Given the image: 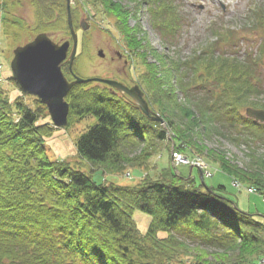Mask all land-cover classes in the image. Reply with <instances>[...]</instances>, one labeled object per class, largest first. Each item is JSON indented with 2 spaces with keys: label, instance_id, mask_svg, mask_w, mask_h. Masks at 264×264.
Masks as SVG:
<instances>
[{
  "label": "trees",
  "instance_id": "trees-1",
  "mask_svg": "<svg viewBox=\"0 0 264 264\" xmlns=\"http://www.w3.org/2000/svg\"><path fill=\"white\" fill-rule=\"evenodd\" d=\"M155 1L150 7L154 21L164 17L160 23L172 28L164 14L175 13L173 3L161 0L163 7H158ZM25 2L0 0L3 29L18 32L11 26L15 22L22 29L24 21L13 10ZM29 2L36 8L40 26L62 27L65 22L68 25L64 18L67 0ZM87 2L115 18L124 45L145 61L147 72L144 82L139 83L150 104L165 107L169 100L174 106L183 107L185 103L179 104L175 99V85L168 88L177 66L161 59L157 67V63L146 60L148 54L139 29L129 24L135 13L121 0ZM78 8L72 9L73 20ZM262 8L252 18L257 28H262L258 31V56L247 51V56L240 58L238 52H230L229 48L235 49L239 39L234 40V33L229 30L222 43L225 47L218 55L215 48L209 47L199 61L194 57L196 66L184 62L187 68L195 69L196 76L188 82L179 79L178 86L187 99V90H198L199 104L208 111L215 109L210 106L212 97L223 99V107L227 104L235 113V122L244 120L246 128L257 132H264V124L244 118L240 110L247 105L264 109V79L259 64L264 56ZM1 53L0 45V57ZM66 75L72 79L70 72ZM11 79L15 82L13 76ZM66 99L70 104L68 125L88 115H94L97 123L77 139L76 159H52L46 139L55 127L46 105L35 96L28 101L22 97L12 101L0 80V264H247L264 252V223L238 209L226 196L224 186L207 190L203 183L197 186L194 178L192 186L154 181L144 175L150 160L161 151L160 143L167 138L160 122L148 120L132 102L104 83L76 84ZM169 124L186 140L181 126L176 122ZM98 171L113 176L129 173L135 181L141 180L131 185L98 183L94 179ZM230 172L242 183L264 185V179L245 171L233 168ZM173 177H177L174 172ZM135 209L152 215L145 233L134 220ZM187 228L205 240L211 253L205 250L207 247L202 251L213 255V259L206 261L191 254L192 249L177 235L180 229ZM175 229L179 231L174 233ZM160 231L167 236L160 237ZM214 248L225 253L219 258L213 253L218 251Z\"/></svg>",
  "mask_w": 264,
  "mask_h": 264
},
{
  "label": "rangeland",
  "instance_id": "rangeland-1",
  "mask_svg": "<svg viewBox=\"0 0 264 264\" xmlns=\"http://www.w3.org/2000/svg\"><path fill=\"white\" fill-rule=\"evenodd\" d=\"M121 1L131 9L133 14L135 13L130 17L129 24L132 28L139 29L138 34L143 39L148 54L146 60L150 63H157V67L160 66L161 59L167 60L172 66H177L172 75L173 78L170 77L168 88L174 84L175 99L179 104L185 103L183 107H179L174 106V103L168 100L166 101L167 105L160 108L151 104L152 110L164 119V123L161 125L166 130L167 138L160 143L161 151L154 156L153 160H150V167L146 170L147 172H144V175L148 174L146 177L149 176L154 181L167 180L168 183H184L192 186L194 184L191 179L194 178L197 186L203 183L207 190L211 187L219 188L222 185L225 187L226 196L238 205V209L251 214L252 217L255 215L257 220L264 223V185L256 182L255 185H260L255 186L251 181L242 183L235 177V174L230 172L231 169L236 168L239 171H245L250 176L264 179V132L246 128L244 120L239 123L235 122L233 120L235 113L227 104L223 107V99L220 101V99L212 97L210 106L215 109L208 111L209 109L207 110L206 107L204 109L199 104L200 92L198 90H187L188 99H190L188 101L187 94L178 88L181 78L184 82H188L196 76L195 69L187 68L184 62L188 61L189 66L192 64L196 66L194 57L199 61L200 56H203V51L209 47L215 48L218 55L221 48L225 47V44L222 45V43H225V35L229 33V30L231 34L234 33V40L239 39L235 49L229 48L230 52H238L240 58L246 57L247 51L257 52L258 31L262 28H257V24L252 18L256 11L264 6V0H165L173 3L171 5L175 13H170V16L164 14L167 20L173 24L172 28H167L165 24L166 27L160 23V21L164 22V17L160 21L157 19L158 24L154 21L150 7H153L155 0ZM157 1H155V6L163 7V2ZM70 2L71 9L79 7L74 10L76 30L79 31L78 29L81 28L79 22L82 17H87L91 25L88 30L81 29L78 33V56L72 65V71L66 68V71L71 73V77L73 78L74 72L84 78L102 77L116 80L115 75L119 76V70L124 66V61L118 58L114 50L118 49L128 55L130 75L138 81L144 82L147 72L145 61L138 57L136 51L132 52L124 45V41L115 27V18L107 16L102 11H97L87 0H70ZM261 11L264 12V8ZM13 13L18 16L19 20H23L25 25L20 29L19 24L14 21L16 24L11 23V26L18 28V32H9L8 28L4 27L3 29L0 24L2 50L0 80L8 90L12 101L19 97L28 101L30 95L24 92L19 87L20 85L17 86L18 82L15 78L17 84L11 79L13 76L11 61L14 58V49L32 41L39 32L49 33L50 37L58 42L72 40V35L66 22L62 27L53 24L46 27L40 26L36 8L29 0H26L22 7L15 8ZM175 14L177 17H173ZM64 18H68V14L64 15ZM84 18H82L83 21H85ZM164 30L167 31L164 32ZM101 49L104 50L105 57L99 56L98 51ZM113 55L116 56V59L111 61L110 57ZM170 59L172 60L170 61ZM261 60L259 64L264 79V56ZM212 86L213 83L210 87ZM249 107L252 106H243L240 110L244 118H247L245 112ZM148 120L150 119L148 118ZM174 122L181 126L185 137H187L186 140L181 139L178 131L169 124ZM96 123L97 118L94 115H88L74 125L61 128L55 127L52 122L55 130L46 139V147L51 158L76 159L77 139ZM178 146L180 150L177 148ZM173 172L176 174V178L173 177ZM94 179L98 183L115 181L125 185L136 184L141 180L135 181V177H131L129 173L125 176H113L102 171L96 172ZM134 220L139 230L145 233L151 224L152 215L135 209ZM180 230L181 232L178 233L179 230L176 229L173 232L177 233L192 249V255L196 253L206 261L214 258L213 255L202 251L207 247L208 249L205 250L210 252L211 248L207 246L205 240L203 241L198 236L197 232L188 228ZM217 231L222 232L221 229ZM159 236L166 237L167 233L160 231ZM216 249L218 251L213 253L219 258L222 257L225 250ZM256 256L253 261L260 262L264 259V252ZM189 260L192 259L189 258ZM254 262L248 264H254Z\"/></svg>",
  "mask_w": 264,
  "mask_h": 264
},
{
  "label": "water",
  "instance_id": "water-1",
  "mask_svg": "<svg viewBox=\"0 0 264 264\" xmlns=\"http://www.w3.org/2000/svg\"><path fill=\"white\" fill-rule=\"evenodd\" d=\"M67 11L73 43L70 40L55 42L48 33L42 32L32 41L14 49V58L11 61L13 77L22 90L29 95L37 96L47 106L56 127H64L68 124L70 104L66 97L71 89L76 84L94 81L109 84L118 91L126 92L132 98L134 105L151 121L164 123V119L150 108L145 92L138 84L128 87L115 79L84 78L74 72L73 80L66 77L63 71L64 62L69 61L72 71L78 49V34L74 28L70 0H67ZM82 28L87 30L88 25L82 23ZM98 54L101 57L105 56L102 49L98 51ZM246 114L256 121L264 122V109L249 107Z\"/></svg>",
  "mask_w": 264,
  "mask_h": 264
},
{
  "label": "flooded vegetation",
  "instance_id": "flooded-vegetation-1",
  "mask_svg": "<svg viewBox=\"0 0 264 264\" xmlns=\"http://www.w3.org/2000/svg\"><path fill=\"white\" fill-rule=\"evenodd\" d=\"M82 18H84V17H82ZM81 18V21L79 22V24H81L82 25V23L84 22L83 21V19ZM85 19V23L86 22H88V20H87V17H85L84 18ZM89 23V22H88ZM74 24H75V21H74ZM89 27H91V25L89 24ZM82 28H79L78 30L80 31ZM79 31H77L78 33H79ZM115 50V52H116V54H117V56H118V58L120 59V60H123L124 61V66H122V68L119 70V72L120 73H118L119 74V76L118 75H115L117 78H116V80H118V81H120V82H122L124 85H126V86H128V87H133V86H135V85H140L141 86V88L144 90V92H145V89H144V87H143V85H141L140 83H139V81H138V79H136V78H134V77H132V75H130V73L128 72V68L130 67V65L128 64L130 61H129V58H128V55H127V53H123L122 51H120V50H118V49H114ZM105 56H106V54H105ZM104 56V57H105ZM76 59V58H75ZM116 59V56H111L110 57V60L111 61H113V60H115ZM74 63H75V60H74ZM128 64V65H127ZM66 68H69L70 69V65H69V62L68 61H65L64 62V65H63V70H64V72L65 73H67V71H66ZM110 79V78H109ZM111 79H113V78H111ZM100 83V82H99ZM105 84V83H104ZM105 85H107L110 89H111V91H113V92H115V93H119L120 95H122L124 98H126L127 100H129V101H131L132 103H133V101H132V98L130 97V95L129 94H127L126 92H121V91H118L116 88H114V87H111L109 84H105ZM149 104H150V102H149ZM150 107H151V104H150ZM152 108V107H151Z\"/></svg>",
  "mask_w": 264,
  "mask_h": 264
},
{
  "label": "bare ground",
  "instance_id": "bare-ground-1",
  "mask_svg": "<svg viewBox=\"0 0 264 264\" xmlns=\"http://www.w3.org/2000/svg\"><path fill=\"white\" fill-rule=\"evenodd\" d=\"M73 22H74V20H73ZM84 24H85V23H84ZM85 25H86V24H85ZM71 48H72V47H71ZM48 112H49V110H48ZM254 218L257 220V218L255 217V215H254ZM257 221L260 222V220H257ZM261 222H263V221H261ZM226 264H233V263H226ZM259 264H264V259L261 260Z\"/></svg>",
  "mask_w": 264,
  "mask_h": 264
},
{
  "label": "built area",
  "instance_id": "built-area-1",
  "mask_svg": "<svg viewBox=\"0 0 264 264\" xmlns=\"http://www.w3.org/2000/svg\"><path fill=\"white\" fill-rule=\"evenodd\" d=\"M259 263H260V262H259ZM259 263H258V264H259Z\"/></svg>",
  "mask_w": 264,
  "mask_h": 264
}]
</instances>
